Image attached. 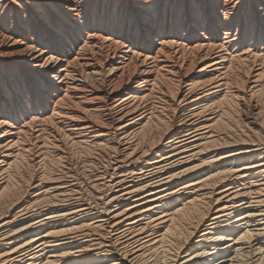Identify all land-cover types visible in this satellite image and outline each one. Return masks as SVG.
<instances>
[{"label":"bare ground","instance_id":"bare-ground-1","mask_svg":"<svg viewBox=\"0 0 264 264\" xmlns=\"http://www.w3.org/2000/svg\"><path fill=\"white\" fill-rule=\"evenodd\" d=\"M231 3L0 0V264H264V0Z\"/></svg>","mask_w":264,"mask_h":264},{"label":"snow or ice","instance_id":"snow-or-ice-1","mask_svg":"<svg viewBox=\"0 0 264 264\" xmlns=\"http://www.w3.org/2000/svg\"><path fill=\"white\" fill-rule=\"evenodd\" d=\"M235 6H236V0H232V3L229 5V7L234 8ZM49 63H51V61H49Z\"/></svg>","mask_w":264,"mask_h":264}]
</instances>
